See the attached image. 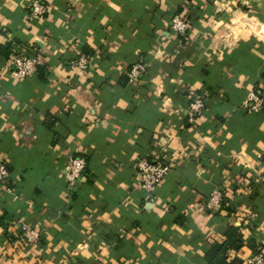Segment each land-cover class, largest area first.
Listing matches in <instances>:
<instances>
[{"label":"crops","instance_id":"0c3cea01","mask_svg":"<svg viewBox=\"0 0 264 264\" xmlns=\"http://www.w3.org/2000/svg\"><path fill=\"white\" fill-rule=\"evenodd\" d=\"M45 1L49 13L31 19L32 0H0V158L12 188L0 193V264H207L230 225L247 264L249 241L264 244V108L243 107L264 90V0ZM176 15L185 34L171 28ZM22 51L42 62L20 80L5 64ZM81 53L89 70L70 71ZM198 94L207 112L192 120ZM74 156L87 166L70 186ZM142 158L171 166L152 198ZM215 189L226 193L213 211ZM19 221L40 228V245L8 242Z\"/></svg>","mask_w":264,"mask_h":264},{"label":"built area","instance_id":"2783aa9c","mask_svg":"<svg viewBox=\"0 0 264 264\" xmlns=\"http://www.w3.org/2000/svg\"><path fill=\"white\" fill-rule=\"evenodd\" d=\"M50 11V5L45 0H32L30 9L31 19H42ZM189 27V21L181 16L176 15L171 23V28L174 32L185 34ZM42 60L38 53L27 54L25 52H15L7 60L5 69L10 76L23 80L36 73ZM90 67V56L86 53H81L69 62V69L76 73H86ZM146 64L139 62L128 70L127 75L130 80L137 81L145 73ZM243 107L249 112H260L264 108V90L258 89L249 92L243 102ZM207 112V97L201 94L194 95L189 103L188 116L194 120L202 117ZM256 159L259 162H264V149L256 153ZM87 160L84 156H74L70 159L65 168L66 179L70 186H73L77 181L82 179L85 174ZM138 182L146 191L147 198H152L154 193L169 173L171 166L157 160H149L142 158L138 161ZM10 176L7 161L0 158V193L7 191L11 192L12 188L7 184ZM226 191L223 189H215L204 206L210 210L216 211L222 206V199ZM17 196V195H16ZM18 228L21 229L22 236L30 246H37L41 231L39 227H32L29 224L19 221ZM247 264H264L263 250L253 253L247 260Z\"/></svg>","mask_w":264,"mask_h":264},{"label":"trees","instance_id":"16d2710c","mask_svg":"<svg viewBox=\"0 0 264 264\" xmlns=\"http://www.w3.org/2000/svg\"><path fill=\"white\" fill-rule=\"evenodd\" d=\"M8 168L10 171L9 166ZM250 187H251L250 194L255 195L258 187L257 184L253 182V184H251ZM7 220L8 219L6 214L0 216V225L8 226ZM21 235L22 232H18L17 235L8 234V239L16 240ZM40 243H41V238L37 246L40 245ZM248 245L249 247L254 249L255 252L259 251L260 249H263L264 247L263 243L261 242L258 243L254 239H251ZM243 246H244V241L240 228L236 225H230L225 231L223 240H216L212 243V247L205 254L206 262L207 264H243L242 261L236 255V252H238Z\"/></svg>","mask_w":264,"mask_h":264},{"label":"rangeland","instance_id":"374dc122","mask_svg":"<svg viewBox=\"0 0 264 264\" xmlns=\"http://www.w3.org/2000/svg\"><path fill=\"white\" fill-rule=\"evenodd\" d=\"M65 176H66V175H65ZM27 224H28V223H27ZM18 232H21V229H20V228H18ZM21 236H22V235H21ZM21 236H20V237H21ZM21 238H22L23 240H25V239L23 238V236H22ZM13 241H14V240H9V239H8V242H13ZM38 243H39V242H38ZM32 247H33V246H32Z\"/></svg>","mask_w":264,"mask_h":264}]
</instances>
